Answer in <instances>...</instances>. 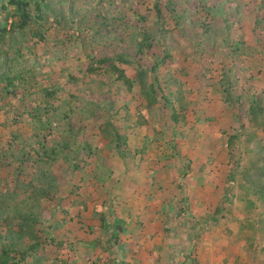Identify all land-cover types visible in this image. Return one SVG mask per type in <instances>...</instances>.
Here are the masks:
<instances>
[{"label":"rangeland","instance_id":"374dc122","mask_svg":"<svg viewBox=\"0 0 264 264\" xmlns=\"http://www.w3.org/2000/svg\"><path fill=\"white\" fill-rule=\"evenodd\" d=\"M166 1L160 0L163 5L161 17L169 31L162 43L154 44L152 51H148L143 63L150 62L152 54L160 53L168 42L177 41L172 61L168 60L158 68L160 77L170 68L183 83L188 108L183 110V118L176 124L170 121L169 111L161 108V101L157 103L159 111L145 107L138 85L131 91H123L121 82H109L103 72L84 77L78 68L82 63L85 67L89 61L86 54L90 49L83 52L72 45L77 35L90 38V23L99 18L93 14L86 18L83 14L89 5H96L101 8V14H117L118 17L108 24L110 34L101 27L103 39L94 46V57L115 56L125 48L131 51L130 33L148 27L149 20L156 15L155 0H47L49 8L42 5L38 12L41 19H35V23L29 24L21 34L16 30L11 31L13 34L8 33V43L12 42L13 36L17 42L12 43L16 47L20 45L17 54L21 67L25 64L28 69L32 68L30 72L27 69L20 71L22 80L36 84L30 92L42 85L58 84L62 88L56 92L57 99L49 100L57 106L55 111L50 108L51 113L45 112L48 106L41 101L44 92L39 89L30 96H21L18 88L16 94L0 92V155L3 156L0 158V212L2 208L3 216L10 214L12 206L28 198L22 191L26 187L19 188L13 198L3 195L15 188L14 183L21 184L33 178V188L41 191L44 187L49 195L43 193L46 197H42L40 211L22 201L20 204L23 214H33L38 220H26L22 227L34 228L39 240L47 244L38 250L37 254L42 258L35 264L135 262L142 252L137 248L142 240L141 236L138 239L139 232L148 236L149 231L147 233L143 228L147 222L152 223L153 218H150L154 217L149 211L142 217L140 211L134 226L125 223L130 230L125 233L129 247L124 254L115 244L109 247L110 242L106 243L108 251L103 247L95 250L94 245L85 243L91 237L99 238L103 243L107 237L105 232L110 233L115 219L127 216L122 208L130 211L132 207L128 202L133 198L124 199V186L133 180L128 172L137 165L147 167L151 164L156 171L162 164L170 169L166 186H160L159 197L162 195L163 201L158 197L159 200L145 204L141 209L154 206L157 212L161 206L165 239L157 250L147 252L155 254L157 251L156 262L264 264V189L259 196L248 191V188H255L258 192L264 187L261 171L264 169V132L249 139V132L256 126L249 113L251 98L260 104L262 111L256 122L264 119V0H170L172 10L182 17V23L175 28L173 15L164 6ZM11 10V6L7 10L0 8V18L8 26L16 17L10 16ZM142 16L146 20L140 19ZM136 18L140 19L138 23ZM31 32L39 33L45 40H36ZM72 32L74 36L68 39L67 35ZM235 40L242 41L245 50L238 58L229 56L225 46ZM59 54L64 57L62 60H57ZM3 55L0 54V71L5 59ZM123 67L129 76H133L132 68ZM228 68L234 72L231 94L240 95L230 104L224 101V93L218 85L222 70ZM67 74H73L78 80H68ZM3 85L4 82H0V90L4 89ZM85 100L99 104L100 109L95 115H89L84 109ZM109 102L114 106L111 114L104 108ZM123 103L127 104V109L120 108ZM40 105L43 109L40 122L45 117L50 119L43 129L35 117ZM139 112L143 124H135ZM64 126H69L67 130L72 129L76 136V143H70V151L78 152L79 143L91 145V156L90 151L81 150L76 155L78 170H72L63 157L49 160L43 154L45 147H51L56 138L66 136ZM100 127L109 133L117 129L123 135L121 145L130 154L121 157L115 150L106 148L105 144L110 140L102 137ZM173 131L176 134L174 146L170 138ZM154 132H163L167 136L150 144L145 153L144 150L135 152L147 144L143 137L147 133L152 136ZM230 136L234 138L228 146ZM168 137L170 140L165 143ZM185 160L189 165L186 166ZM127 162L136 166L129 164L128 168ZM49 177H53L56 184ZM101 177L103 182L99 180ZM196 178L201 182L195 183V180L199 182ZM34 192L38 193V190ZM148 199H152L151 194ZM99 213L108 220V228L102 227ZM21 220L0 219V233L4 232L5 225L17 229V222L22 223ZM166 226L173 230L167 231ZM71 230L76 233L71 235L68 233ZM43 231L55 242H61L59 246L46 241ZM23 232L28 242L29 231L24 229ZM171 242L173 244L167 250L166 246ZM32 259L30 256L26 261Z\"/></svg>","mask_w":264,"mask_h":264},{"label":"trees","instance_id":"16d2710c","mask_svg":"<svg viewBox=\"0 0 264 264\" xmlns=\"http://www.w3.org/2000/svg\"><path fill=\"white\" fill-rule=\"evenodd\" d=\"M154 8H155V17H153L152 20H149L148 27H143L139 32H131L130 33V44H131V51H128L127 48L122 49L117 55L115 56H109V55H102L98 56L97 58L94 57L93 50L94 46L99 43L103 39V34L100 31L101 27L105 30V33L110 34L111 32L108 31V24L113 23V18L118 17L117 14H110L109 15H103L101 14L100 10L101 8L95 6L90 7L88 6V10L84 12V16L87 18L89 15H95L99 20L95 22H91L92 25L90 28L91 36L90 38L85 39V35L75 36L74 37V43L72 45H76L79 49H82L83 52L86 51L89 48L90 52L86 54L89 61L86 63L85 67L83 66L84 63L78 68L81 73L84 74V77L89 75V77L96 73V72H103L102 74L107 77V80L111 83H118L121 82V89L131 91L135 85L139 86V93L143 97L145 101V107L149 110L151 109L153 112L159 111V103L162 102L161 108L165 107L169 111V118L170 121L173 124L178 123L183 118V110L185 111L188 108V103L185 100V91L182 88L183 83L179 80V78L175 77L172 73V70L169 68L167 69V72L164 74V76L160 77L158 73V68L162 65H165L168 60L170 62L172 61L173 57V49L178 45L177 41L168 42V44L164 45L161 49V52L158 54H152V59L148 63H143L144 57L149 53L148 51L153 49L154 44H160L163 40L166 39L165 33L168 32V24L165 22V20L161 17V12L163 5L160 3V0H155ZM112 1H109V4H111ZM44 6L46 8H49V5L47 3V0H6L3 2L0 0V8L3 10H7L9 6L12 7V10L10 11V16H16L13 20H11L9 26L3 22L0 18V54L4 53V62H3V69L0 71V82H4V89L2 88L0 92L3 91L6 93L16 94L17 88L21 91V96H30L34 93L35 90L39 89L40 91L44 92V96H42L41 101L45 104H47L48 109L45 108V112H53L57 109V106L53 105L51 102H49L50 99H57L56 92L61 91L62 88L58 84H50V86H38L37 89H35L33 92H30V88L33 86H36V84L32 83L28 79L22 80L21 77L23 76V73L25 69L26 71L30 72L32 68H27L25 64L22 65V62L18 61L19 55L17 54L20 51V45L17 47L12 42H17L16 38L11 37V43H8L10 37V34H13V30L18 31V34L23 33L31 23H35V19H41L40 14L38 13L41 9V6ZM124 6V4H123ZM164 6L167 7L170 10L173 21V28L177 27L181 22L182 17L179 15L178 12L172 10V4L170 0H167L166 3H164ZM32 7V9H31ZM74 12L71 14V17H73ZM140 19L146 20L145 16H142ZM140 19L136 22L138 23ZM5 20V18H4ZM183 21V20H182ZM259 21L256 20V23ZM229 22H226L227 27ZM138 24H135L136 26ZM73 25H70V28H72ZM79 30V28H78ZM206 31V30H205ZM204 31V32H205ZM11 32V33H10ZM10 33V34H8ZM32 36L36 38V40L40 41L41 38L45 40V37L41 36L37 32H31ZM199 35H202L201 33ZM74 36V33H70L67 35V38ZM119 37L117 38L118 41ZM155 42V43H154ZM20 43V42H19ZM21 44V43H20ZM23 44V43H22ZM228 49L229 56L233 58H238L242 53L245 52L243 48V42L240 40H235L233 44L225 45ZM12 51L11 55L10 52ZM152 51V50H151ZM16 53V54H15ZM21 56V55H20ZM61 54L57 56V60H62ZM35 62V61H34ZM130 67L133 69L134 74L133 76H129L126 73L125 67ZM32 66V65H31ZM19 72H16V71ZM25 71V72H26ZM232 68H228L225 70H222V76L218 80V85L220 86V89L222 90V93H224V101L233 102V99H238L240 95H232L231 94V76L233 74ZM68 80L76 81L78 78H76L73 74H67ZM21 80V82H19ZM101 84V83H100ZM256 100L254 98H251L250 100V107H249V113L251 115V120L254 121L255 125L252 130L249 132V139H251L252 135H259L258 132L263 131L264 132V119L260 120L259 122H256V119L258 118V115L262 112L260 104H256ZM157 104V107H154V105ZM87 110L89 115H95L97 111L100 109V106L98 103L93 102L92 100H85L83 102V105ZM113 102H109V104L106 105L105 111L111 112L113 111ZM127 109V104L123 103L120 105V108ZM52 108V109H50ZM38 109V108H37ZM41 105L39 106V109L37 110L39 112L37 117L38 122H40V116L43 111H41ZM102 109V106H101ZM43 110V109H42ZM31 113V112H30ZM20 115V114H19ZM141 112L137 114V119L135 120V124H143L142 119L143 116H141ZM34 116V114H33ZM20 118V116H19ZM50 122L49 117H45V120L41 123L40 128L43 129L45 126L47 127L48 123ZM109 122V120H107ZM39 123V124H40ZM108 126L111 127L110 123H108ZM65 127V126H64ZM66 130L70 127H65ZM65 128H61L62 131H65ZM101 135L104 139L110 140L108 143L105 144V147L108 149L115 150L119 156L124 157L126 155H129L130 153L121 145L124 143L123 135H120L117 129L113 130V133H109L105 128H101ZM77 132V131H76ZM66 136L64 137H58L54 140L53 145L51 147H45L43 150V154L48 157V159H56L57 157H63L65 161L70 163V167L72 170H78L80 167L78 165V162H75L76 155L78 152L81 151H90L89 155L91 156L92 150L91 145L88 143L82 144L81 147L79 146V151H70V143L74 142L76 143V136L72 134V129L67 130L64 132ZM159 133V134H158ZM109 135V136H108ZM113 135V136H112ZM175 132L173 131L170 135V138L172 137V142L175 138ZM167 134H163L160 132H157V134H154L151 136L148 135V133L145 136V142L147 144L152 143L153 141H158L165 138ZM234 136H230L229 140L227 142L228 146L231 144L232 139ZM122 140V141H121ZM170 140V139H169ZM147 144L144 143L143 147L141 149H137L136 151H140L147 147ZM175 145V144H174ZM44 147V146H41ZM68 149V150H67ZM67 150V152H66ZM50 153V154H49ZM74 153V154H73ZM91 153V154H90ZM21 155V151L18 154ZM168 156V155H167ZM171 156V154L169 155ZM3 156L0 155V158ZM19 158V157H17ZM186 159V158H185ZM186 166L189 165V161L185 160ZM260 170V168L258 169ZM264 174V169L261 170ZM182 175L185 174L182 172ZM232 176V173L230 174ZM232 178V177H231ZM48 179V178H46ZM50 181L52 183H55V179L53 177H49ZM103 179H99L101 182H103ZM15 188L12 191H8V193H4L3 195H7V197L13 198V196H16V193L18 192L19 188H25L22 190L23 192L28 194V198H24V200H19V204H16L10 208L11 212L8 215L1 214V212H4V210L1 208L0 212V219H20L22 218V223L17 222V229H14L12 225H5L4 232L0 233V242L5 240L4 242H1L0 247V264H35L38 260H41L42 256H39L37 254L39 249H43L45 245L43 244L38 237V233L35 232L34 228L30 227H22L23 222L26 220H29L31 222H36L37 217L33 216V214L25 215L22 213L23 207L20 205L22 204L21 201L26 205L28 204L31 206V208L37 207L38 210H42V204L46 196H42L43 193L47 192L44 187H41L40 189L33 188V178H29L27 181H22L21 184L14 183ZM57 186V185H56ZM264 187L259 188L258 192L255 188H248V191H251L253 195H262L261 190H263ZM38 190V193H35L34 191ZM111 192V188L109 189ZM257 193V194H256ZM44 195H48V192ZM43 197V198H42ZM49 197V195H48ZM41 199V200H40ZM227 199V197L225 198ZM225 199L223 198V204L225 203ZM248 201V200H247ZM40 204V205H39ZM253 205V202H251ZM25 207V206H24ZM103 214V213H102ZM101 213H99V217L101 220L102 227L108 228V220L105 216H103ZM39 217V216H38ZM117 218L115 219V221ZM120 221L117 220L116 224L114 222L113 227L111 229L116 228L115 230H111V235L105 239L103 242V248L105 251H108V248L113 246L114 244L117 245L118 242V232L120 226ZM24 229H27L29 238L28 242L27 239H25V233L23 232ZM71 232H74L71 230ZM44 234V237H46V241H48L50 244H54L55 246H59L61 242H55L51 235L47 233L46 231L42 232ZM111 242L109 247L106 246V243ZM101 243L100 241L98 242ZM70 245V244H69ZM114 247V246H113ZM32 257V261H26L29 257ZM123 261L118 262L115 264H122ZM62 264H68L66 262H63Z\"/></svg>","mask_w":264,"mask_h":264},{"label":"crops","instance_id":"0c3cea01","mask_svg":"<svg viewBox=\"0 0 264 264\" xmlns=\"http://www.w3.org/2000/svg\"><path fill=\"white\" fill-rule=\"evenodd\" d=\"M142 135L145 136V133H142ZM143 138L145 139V137H143ZM171 139H173V138H171ZM156 141H153V142H156ZM168 141H169V137H168V140L165 141V143ZM152 143L147 144V147H145L147 149L145 150V148H144V149H142V151L144 150V153H145V151L148 150V147ZM173 143L174 142H172V144ZM173 146H174V144H173ZM138 149H141V148H138ZM136 150H134V151L136 152ZM137 152H139V151H137ZM129 164L130 163L127 162V167L130 165L136 166V164H130V165ZM163 165L164 164H162L160 167H158L157 171L155 170L156 167H153L152 164H151V166H147V167H144V166L142 167L140 165L139 166L137 165V167H139V168L135 167L133 169L128 167V168H130V171L128 173L130 175H132L131 178H133V180L131 182L129 181L124 186V190H123V193L125 192L124 199L125 198L129 199L132 196L134 199L133 198L129 199V200H132V201L128 202L129 206L132 207V209L130 211L126 212V207L122 208L123 213H127V216H125L126 214L123 215V217H125L124 219H123V217H121L122 215L120 217H117L118 218L117 220H119L121 223L119 226V229H118L119 232H118V237H117V239H118V242H117L118 250L123 251V254H124V251L127 252V249L129 247L128 239L127 240L125 239V233H127L128 230H130V229L126 228V225H125L126 222H130L129 224L134 226L135 223L138 222V218H139L138 214L140 213V211L142 212L141 217L145 213H147L148 211L150 214L154 213V217L151 216L150 219L152 220V218H153L152 223L150 221H149L150 223L147 222L148 224L143 228L147 233L149 231V235L146 236V235H143L142 233L139 232L138 239L141 236L142 240L137 245V248H138V250L141 249L142 252L140 253L139 256H137L136 261L135 262H122V264H158V263L159 264H168V262H156V259L158 257L156 254L157 251L155 254L147 253V252H151V250L152 251L157 250L160 247V244L162 243V241L165 239L164 236H165L166 229H164V227L162 226L163 225V218H162L163 215L161 216V212H160L161 206L160 205L158 206L159 209L157 212L154 211L155 210V209H153L154 206L148 207L147 210H145V209L141 210L143 207H145V204L154 203V201H157L159 194L161 193V191H160L161 187L160 186L161 185L166 186V183H165L166 177L169 175L170 169L165 168V166H163ZM155 171H156V173L154 174ZM196 179H198L199 182H196V180H195V183L201 182L200 178H196ZM196 185H198V188H200L199 184H196ZM131 194H133V195H131ZM149 194H151V196H152V199H150V200L148 199ZM160 197L162 198L163 196L161 195ZM116 221H115V224H116ZM112 227H113V225H112ZM115 229L116 228L110 229V233H112L111 230H115ZM171 229L172 228L167 227V231H172L173 229L172 230ZM68 233H72L71 235H74L76 233V231L75 232L70 231ZM105 233L107 235L106 238H108L111 235L110 233L108 234L107 231ZM86 242H87V243H85L86 245H88V244H89V246L94 245L95 250H97L98 248H99V250H101V247L103 246V243H100V244L98 243L99 238L94 239V237H91L90 240H86ZM176 242H179V241H176ZM171 244H173V243L171 242L170 244H167V246H166L168 248L167 250H169L171 248L170 247ZM164 245H166V244H164ZM160 259H162V256H160ZM182 260H183V258H182ZM176 263L177 264H187V262H176Z\"/></svg>","mask_w":264,"mask_h":264}]
</instances>
